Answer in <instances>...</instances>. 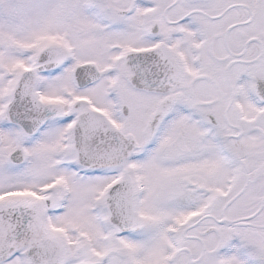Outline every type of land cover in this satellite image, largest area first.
Returning a JSON list of instances; mask_svg holds the SVG:
<instances>
[{
	"label": "snow or ice",
	"instance_id": "snow-or-ice-1",
	"mask_svg": "<svg viewBox=\"0 0 264 264\" xmlns=\"http://www.w3.org/2000/svg\"><path fill=\"white\" fill-rule=\"evenodd\" d=\"M0 264H264V0H0Z\"/></svg>",
	"mask_w": 264,
	"mask_h": 264
}]
</instances>
